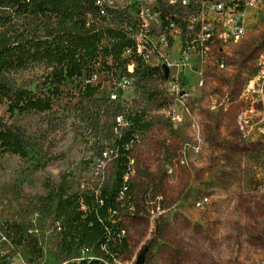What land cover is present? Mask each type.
Listing matches in <instances>:
<instances>
[{"label":"rangeland","instance_id":"1","mask_svg":"<svg viewBox=\"0 0 264 264\" xmlns=\"http://www.w3.org/2000/svg\"><path fill=\"white\" fill-rule=\"evenodd\" d=\"M11 22L32 30L28 18ZM263 49L264 18L258 16L235 43L190 58L177 96L162 89L159 76H147L116 103L99 95L82 98L68 81L44 110L8 109L4 100L0 127L21 140L25 155L0 154V219L23 221L41 250L34 258L25 245L0 237L6 263L97 256L104 264H134L146 246L143 264H264V105L243 95ZM49 70L34 61L1 78L40 97L48 93ZM116 112L140 121L122 176L126 188L108 214L113 228L107 246H73L66 253L59 220L41 197L62 177L72 192L115 186L113 162L102 171L92 163L113 138Z\"/></svg>","mask_w":264,"mask_h":264},{"label":"trees","instance_id":"2","mask_svg":"<svg viewBox=\"0 0 264 264\" xmlns=\"http://www.w3.org/2000/svg\"><path fill=\"white\" fill-rule=\"evenodd\" d=\"M87 14L95 16L92 0H0V104L5 100L8 109L14 106L47 109L51 105V98L61 93L65 81L72 82L77 95L82 98L94 94L97 85L86 84L80 89L75 78L82 72L86 73L90 64L98 59L102 60L106 56L117 58L122 46L117 30L111 33L108 26H101L94 31L93 24L85 26ZM11 17L28 18L32 30L14 27ZM34 61L44 62L50 68L46 76V96H33L28 90L12 89L1 78L3 72ZM153 71L141 68L137 71L138 78L151 76ZM129 119H132L130 126L112 138L111 144L117 148V156L113 160L115 186L110 190L99 191L101 204H97L92 193L70 191L63 177L41 197L42 206L52 210L59 220L62 248L66 253L73 246L92 249L107 246L108 234L113 228L108 214L116 208L122 176L128 172L129 150L125 144L133 133H137L136 125L140 121L135 115ZM5 151L20 157L25 155L21 140L8 128L0 127V154ZM81 204H84V208H81ZM0 234L11 245L23 244L28 247L34 258L40 256L37 240L23 221L0 219ZM0 264H7L3 255L0 256ZM59 264L104 262L92 256L68 259Z\"/></svg>","mask_w":264,"mask_h":264},{"label":"built area","instance_id":"3","mask_svg":"<svg viewBox=\"0 0 264 264\" xmlns=\"http://www.w3.org/2000/svg\"><path fill=\"white\" fill-rule=\"evenodd\" d=\"M92 2L95 16L87 14L85 26L93 24L94 31L101 26H108L111 33L117 30L122 47L117 58L106 56L96 60L86 73L82 72L75 80L79 82L80 89L86 84L97 85L93 95L102 96L110 103H116L123 96V91L132 86L141 68L153 69L151 76L161 78V87L167 94H182L180 84L184 69L191 66L190 58L206 56L213 46L235 43L254 18H264V0ZM173 52L178 53L176 58H172ZM161 64L168 68L166 78ZM253 68L243 95L253 97L264 105V49L255 58ZM130 124V119L122 113L113 114L112 136H119ZM137 139L138 134L133 133L125 147L129 148ZM111 143L112 140L99 150L98 159L92 163L94 170L102 171L108 161L113 162L116 158L117 148ZM125 188L123 182L119 196ZM99 191L97 188L92 192L97 204H101ZM0 237L7 242L3 235L0 234Z\"/></svg>","mask_w":264,"mask_h":264},{"label":"water","instance_id":"4","mask_svg":"<svg viewBox=\"0 0 264 264\" xmlns=\"http://www.w3.org/2000/svg\"><path fill=\"white\" fill-rule=\"evenodd\" d=\"M161 67L163 71V76L164 78H166L168 74V68L164 64H161ZM145 251H146V246H142V248L140 249V251L136 256L134 264H143Z\"/></svg>","mask_w":264,"mask_h":264}]
</instances>
